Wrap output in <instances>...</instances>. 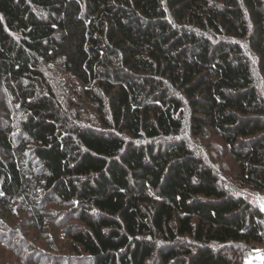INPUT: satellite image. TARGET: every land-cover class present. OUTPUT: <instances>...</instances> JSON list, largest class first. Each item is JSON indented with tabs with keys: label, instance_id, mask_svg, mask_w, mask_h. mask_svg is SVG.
Here are the masks:
<instances>
[{
	"label": "trees",
	"instance_id": "obj_1",
	"mask_svg": "<svg viewBox=\"0 0 264 264\" xmlns=\"http://www.w3.org/2000/svg\"><path fill=\"white\" fill-rule=\"evenodd\" d=\"M247 52L264 86V0H0V90L22 113L46 199L83 226L68 232L74 253L146 264L158 239L161 264H242L234 244H264L261 210L170 139L185 121L215 136L235 182L264 191V96ZM59 57L100 127L64 117L40 71ZM21 151L0 129V216L30 185Z\"/></svg>",
	"mask_w": 264,
	"mask_h": 264
},
{
	"label": "rangeland",
	"instance_id": "obj_2",
	"mask_svg": "<svg viewBox=\"0 0 264 264\" xmlns=\"http://www.w3.org/2000/svg\"><path fill=\"white\" fill-rule=\"evenodd\" d=\"M247 57L251 62L255 85L264 96V86L254 55L247 52ZM40 71L54 92L65 118H74L80 125L100 127L96 123V109L92 100L84 95V85L70 74L63 58L42 62ZM22 118V113L12 98L0 90V129L7 131L15 146L22 147L21 158L30 179V185H27L22 199L12 204L7 215L0 216V264H92L86 254L72 251L68 232L82 229L83 226L70 210L69 204L46 199L40 183L44 172L33 153V145L21 133L19 122ZM170 139L187 141L213 169L229 192L248 198L252 206L264 214V191L250 190L235 182L232 162L215 136L197 139L191 136L189 124L185 121L183 131ZM164 140L159 138L155 141L160 143ZM137 142L144 144L146 140ZM37 209H40L42 223L36 219ZM177 240L194 246V242L188 237H178ZM154 244L156 250L146 264H161L157 257L158 251L165 245L158 239ZM232 247L241 252L242 264H264V244H234Z\"/></svg>",
	"mask_w": 264,
	"mask_h": 264
}]
</instances>
